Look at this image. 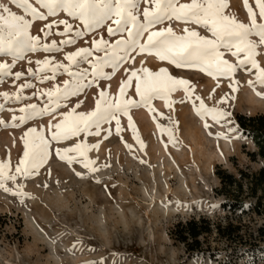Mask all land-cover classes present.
<instances>
[{"label": "rangeland", "instance_id": "rangeland-1", "mask_svg": "<svg viewBox=\"0 0 264 264\" xmlns=\"http://www.w3.org/2000/svg\"><path fill=\"white\" fill-rule=\"evenodd\" d=\"M228 2L229 11L238 20L248 22L243 0ZM0 3L24 15L22 9L10 4V0H0ZM250 3L254 4V0ZM146 6L140 5L141 12ZM65 19L72 22L64 13L50 17L48 21H35L31 34L39 35L43 40L41 29L46 23ZM74 23L82 27L79 22ZM172 27L178 34L184 27L206 34L195 25L173 22ZM56 31H63V26L53 28V32ZM101 35L111 42L119 39L118 36L108 37L107 27H104L86 36L87 42L78 41L61 53H28L25 59L16 61L12 69L13 74L23 72L24 78L17 81L14 76L4 77L0 94L15 95L19 85L25 82L35 85L34 89H25V96H32L37 90L53 89L56 84L62 86L70 79L67 75L40 83L38 79L29 80L28 69L36 70L35 61L45 58L67 64L64 60L66 53L91 47V40L99 39ZM62 39L65 37L53 35L46 42L55 40L59 44ZM259 51L264 53V48ZM134 55V65H124L110 81H101V87L111 85L110 94L118 95L120 84L126 79L125 70L129 67L138 69L143 64L153 71L168 67L173 74L196 86L193 98L200 96L209 108L227 109L231 113L228 118L231 123L217 124L209 117L210 127L206 128L205 120L197 115L191 101L176 103L173 110H169L164 101L157 100L153 102L156 112L171 116L178 124L173 125L159 116L154 120V113L146 108L132 109L130 115L144 148L128 127V118L122 116L123 139L115 135L114 121L111 137L89 138V143L100 142L99 150L89 153L96 161L95 166L102 169L98 173H90L79 164L68 165L53 155L39 175L29 180L21 178L16 184L8 182L7 187L13 191L17 190V185L22 186L23 195H12L0 189V264H264V237L261 238L259 233V229L264 228V215L251 210L250 200L245 210L233 214L222 207L225 197L215 191L220 187L215 175L217 167L239 177V170L255 172L264 165L248 156L256 147L241 135L236 122L240 114L264 113V87L249 86V81L256 79V70H238L233 78L238 84L233 86L239 91L233 92L229 87L232 80L221 78L217 81L195 69H175L155 56ZM225 58L237 63L236 57L230 53ZM29 60L33 63L29 64ZM258 62L264 67V55L258 58ZM0 63L13 64L14 61L11 56H4L0 57ZM98 91L95 87L87 89L86 94L79 97L82 107L78 111H92ZM129 96L138 99L134 89L129 90ZM224 97H229V102L221 105L219 101ZM184 98L182 91L172 97L175 101ZM45 99L33 97L26 102L11 103L0 96V103H4L6 109H16L15 112L5 110L0 113V120L11 124L14 115H21L20 107L25 104L42 106ZM76 99L73 98V102ZM252 100L255 103L251 105ZM196 105L199 106V101ZM50 121L56 122L45 116L23 125L17 121L15 128L0 125V161L10 160L14 171L23 157V134L31 127L46 131ZM157 122L173 128L175 143L169 141L167 133L161 134ZM126 145H131V150ZM76 172L84 178L77 176ZM192 217L210 219L216 226L211 235L201 238L203 251L188 253L186 246L174 240L171 233L178 222H186ZM229 221L242 225L240 236L244 243L224 239L219 234L217 224L223 223L224 227Z\"/></svg>", "mask_w": 264, "mask_h": 264}, {"label": "snow or ice", "instance_id": "snow-or-ice-1", "mask_svg": "<svg viewBox=\"0 0 264 264\" xmlns=\"http://www.w3.org/2000/svg\"><path fill=\"white\" fill-rule=\"evenodd\" d=\"M243 2L248 22L238 20L229 11L228 0H190L187 3L181 0H10V4L22 9L24 15L0 3V57L11 56L14 61L13 64L0 63V83L4 82V77L14 76L17 81L24 78L23 72L13 74L12 69L15 62L25 59L28 53H61L66 47L85 41L86 36L104 27H107L108 37H119L115 42L105 39L103 35L99 39H92L91 47H80L66 53L64 60L67 64L45 58L35 61L38 66L36 70L28 69L29 80L38 79L40 83L67 75L70 79L65 80L62 86L56 84L53 89L43 92L37 90L32 96H25V89L35 88L33 83L25 82L19 85L15 95L7 92L0 94L5 102L11 103L46 97L42 106L25 104L20 107L18 111L21 115H14L11 124L0 120L4 128H15L18 126L17 121L23 125L45 116L56 120L55 123H48L46 131L31 127L23 134V157L14 171L10 160L0 161V189L12 195H23L22 186L17 185V190L13 191L7 187V183L16 184L21 178L29 180L39 175L53 155L68 165L79 164L90 173H98L102 169L95 166L96 161L90 158L89 153L98 151L100 142L89 143V138L111 137L114 121L115 135L123 139L122 116L128 118V127L140 147L144 148L130 115L132 109L146 108L154 113V120L159 116L173 125L178 124L172 121L171 116L165 117L163 113L156 112L153 102L157 100L164 101L169 110H173L176 103L191 101L197 115L205 120L206 128L210 127L207 122L209 117L217 124L231 123L228 119L231 113L227 109L209 108L200 96L193 98L196 86L188 79L173 74L168 67H160L155 71L143 64L138 69L129 67L125 70L126 79L121 82L118 95H111V85L101 87L100 82L110 81L124 65H134L136 54L155 56L175 69H195L217 81L221 78L232 80L229 87L233 92L239 91L238 87L233 86L238 84L233 79L236 72L255 69L256 79L249 81V86L264 87V67L258 62V58L264 55L259 51L264 48V0H254V4L250 0ZM141 4L147 5L142 12ZM61 13L66 14L72 22L65 19L46 23L41 29L43 40L41 36L31 34L33 22L48 21L50 17H57ZM74 22H79L82 27ZM173 22L195 25L206 34L202 35L200 31L189 27H184L178 34L172 27ZM61 25L63 31L53 32V28L59 29ZM53 35L65 39L59 44L55 40L46 42ZM228 53L236 57L237 63L225 58ZM28 63L33 61L29 60ZM92 87L99 89L95 108L90 112L78 111L82 107L79 97ZM132 89L138 99L129 96V90ZM180 91L185 94V98L180 101L172 99L173 94ZM73 98H77L75 102ZM229 99L221 98L219 103L225 105ZM196 101H199V106ZM5 110L16 111L6 109L5 104L0 103V113ZM157 127L161 134L167 133L169 141L176 142L172 127L166 128L159 122ZM66 142L71 143L61 146ZM126 146L131 150V145ZM76 175L84 178L80 172H76Z\"/></svg>", "mask_w": 264, "mask_h": 264}, {"label": "trees", "instance_id": "trees-1", "mask_svg": "<svg viewBox=\"0 0 264 264\" xmlns=\"http://www.w3.org/2000/svg\"><path fill=\"white\" fill-rule=\"evenodd\" d=\"M237 126L241 135L252 142L256 150L248 156L254 161L260 160L264 164V113L253 116L243 114L237 115ZM215 175L220 181V187L216 188L220 197H225L223 208L231 213H237L247 208V202L255 214L264 215V165L255 172L250 170H239V177L229 173L227 170L217 167ZM217 224V229L222 238L244 243V238L240 236L242 225L227 222ZM210 219L192 217L186 222H178L171 233V237L186 246L188 253L203 251L204 236L212 234L216 225ZM260 237H264V228L259 229ZM248 242V241H247Z\"/></svg>", "mask_w": 264, "mask_h": 264}, {"label": "bare ground", "instance_id": "bare-ground-1", "mask_svg": "<svg viewBox=\"0 0 264 264\" xmlns=\"http://www.w3.org/2000/svg\"><path fill=\"white\" fill-rule=\"evenodd\" d=\"M253 103H255V101H254V100H252V101H251V105H252Z\"/></svg>", "mask_w": 264, "mask_h": 264}]
</instances>
